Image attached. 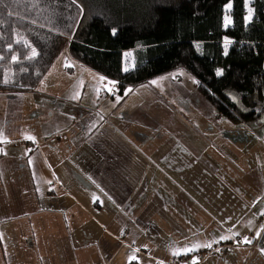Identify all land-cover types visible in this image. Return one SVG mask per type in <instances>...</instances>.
I'll return each mask as SVG.
<instances>
[{
    "label": "crops",
    "instance_id": "1",
    "mask_svg": "<svg viewBox=\"0 0 264 264\" xmlns=\"http://www.w3.org/2000/svg\"><path fill=\"white\" fill-rule=\"evenodd\" d=\"M60 58L0 93L4 264H264V133L184 71L120 95Z\"/></svg>",
    "mask_w": 264,
    "mask_h": 264
},
{
    "label": "trees",
    "instance_id": "2",
    "mask_svg": "<svg viewBox=\"0 0 264 264\" xmlns=\"http://www.w3.org/2000/svg\"><path fill=\"white\" fill-rule=\"evenodd\" d=\"M252 8L247 23L246 0H0V93L37 92L67 49L120 95L184 71L230 123L263 128L264 0Z\"/></svg>",
    "mask_w": 264,
    "mask_h": 264
},
{
    "label": "rangeland",
    "instance_id": "3",
    "mask_svg": "<svg viewBox=\"0 0 264 264\" xmlns=\"http://www.w3.org/2000/svg\"><path fill=\"white\" fill-rule=\"evenodd\" d=\"M252 3H253V0H246V11H247V16H246V22L247 23H250L252 20H253V15H254V10H253V8H252ZM251 10V18H249V11ZM231 11H232V5H231V8H227V6L225 7V15L227 14L228 16H229V19H230V23L229 24H227V26H225V23H224V29H227L229 26H231L232 25V18H231ZM225 17V16H224ZM223 45H224V52H225V54H227V52H228V50H229V47L232 45V42L230 41V40H228V39H225L224 40V43H223ZM69 53V51L66 49V50H64L63 52H62V54H61V58L63 59V57H65V55H67ZM131 55H132V53H126L125 54V60H127L128 61V59H130V61H131V63H133V60L131 59ZM60 58V59H61ZM63 63V60H61L60 62H59V64H62ZM127 65L125 64V67H126ZM89 71V70H88ZM91 71H93V70H91ZM93 73H95V72H93ZM94 75V74H93ZM96 75H98L100 78L101 77H103V76H101L100 74H96ZM103 79H105V78H103ZM109 81V80H108ZM257 130H259V131H261L262 133H264V127L263 128H256ZM0 264H4V261L3 260H1V257H0Z\"/></svg>",
    "mask_w": 264,
    "mask_h": 264
},
{
    "label": "snow or ice",
    "instance_id": "4",
    "mask_svg": "<svg viewBox=\"0 0 264 264\" xmlns=\"http://www.w3.org/2000/svg\"><path fill=\"white\" fill-rule=\"evenodd\" d=\"M227 8H231V3L229 2V4L227 5ZM249 18H251V10L249 11ZM224 23H225V26H227V24H229L230 23V19H229V16L226 14L225 15V17H224ZM33 55H35V50L33 49ZM13 59H15V57L13 58ZM127 70V69H126ZM218 75L220 74V73H217ZM101 79H103V77H101ZM110 91H111V89H109ZM262 215H264V212H262L261 213ZM227 237H221V239H226ZM205 247H211L212 245H211V243H209V244H206V245H204ZM194 247H198V246H194ZM174 255H176V254H178V253H176V252H174L173 253ZM193 264H196V262L195 261H193Z\"/></svg>",
    "mask_w": 264,
    "mask_h": 264
}]
</instances>
